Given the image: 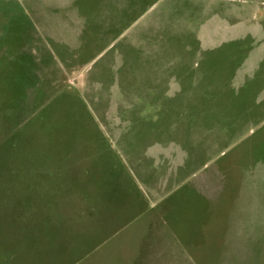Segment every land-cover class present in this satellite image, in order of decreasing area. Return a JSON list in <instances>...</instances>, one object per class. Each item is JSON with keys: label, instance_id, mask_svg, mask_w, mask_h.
<instances>
[{"label": "rangeland", "instance_id": "374dc122", "mask_svg": "<svg viewBox=\"0 0 264 264\" xmlns=\"http://www.w3.org/2000/svg\"><path fill=\"white\" fill-rule=\"evenodd\" d=\"M252 1L0 0V264H264Z\"/></svg>", "mask_w": 264, "mask_h": 264}, {"label": "crops", "instance_id": "0c3cea01", "mask_svg": "<svg viewBox=\"0 0 264 264\" xmlns=\"http://www.w3.org/2000/svg\"><path fill=\"white\" fill-rule=\"evenodd\" d=\"M252 2L253 3H250V6H249L250 7V11H251V15H250L249 18H245V19H248V20H251V21L252 20L255 21V14L256 13H258V14L259 13L260 14L262 13V14H264V12H262V11L260 12V9L262 10L261 7H264V3H258L259 0L252 1ZM219 13H220L219 11H215V12L210 13L207 17H205V19L203 20V23L201 25L200 31L202 30L203 33H205L207 31L206 25L208 26L209 23L211 24V22H215V21L218 24V29L217 30L221 34H224V35L225 34H228V33H235L237 31V29H240L238 27V24H237L236 21H234L233 23L230 22V20H232V17L222 16ZM231 13L236 14V13H238V11H233ZM242 18L243 17H240L239 20H241ZM233 19H234V17H233ZM250 34H252V33H250ZM259 65L260 64H258V67H257L258 69H259ZM257 68H256V64H252V70H253V72L256 73V69ZM263 78H264V75H263Z\"/></svg>", "mask_w": 264, "mask_h": 264}, {"label": "trees", "instance_id": "16d2710c", "mask_svg": "<svg viewBox=\"0 0 264 264\" xmlns=\"http://www.w3.org/2000/svg\"><path fill=\"white\" fill-rule=\"evenodd\" d=\"M154 1L155 0H147V1L145 0V2H144L145 6L144 7H146V8L149 7L152 4V2H154Z\"/></svg>", "mask_w": 264, "mask_h": 264}]
</instances>
